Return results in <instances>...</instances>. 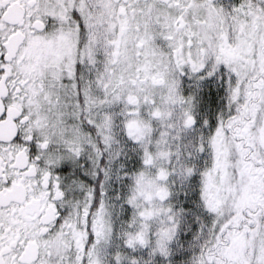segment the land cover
Masks as SVG:
<instances>
[{"label": "snow or ice", "instance_id": "snow-or-ice-1", "mask_svg": "<svg viewBox=\"0 0 264 264\" xmlns=\"http://www.w3.org/2000/svg\"><path fill=\"white\" fill-rule=\"evenodd\" d=\"M0 264H264V0H0Z\"/></svg>", "mask_w": 264, "mask_h": 264}]
</instances>
